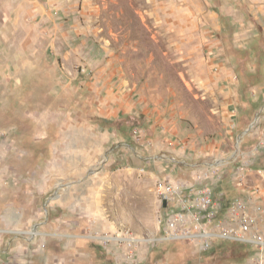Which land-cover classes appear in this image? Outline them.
Masks as SVG:
<instances>
[{"label":"rangeland","instance_id":"1","mask_svg":"<svg viewBox=\"0 0 264 264\" xmlns=\"http://www.w3.org/2000/svg\"><path fill=\"white\" fill-rule=\"evenodd\" d=\"M17 1L36 6L32 17L0 23V220L13 203L51 223L58 211L63 226L32 230L34 240L13 251L21 257L0 264H256L251 244L218 240L204 250L166 236L155 183L213 164L222 170L219 217L237 197L264 198V0ZM113 86L129 92L128 120L153 145L137 144L133 128L143 161L112 142L86 144L81 160L94 151L95 167L81 168L79 198L50 210L52 191L38 195L32 182L39 165L80 137L73 129L116 109L104 102Z\"/></svg>","mask_w":264,"mask_h":264},{"label":"crops","instance_id":"2","mask_svg":"<svg viewBox=\"0 0 264 264\" xmlns=\"http://www.w3.org/2000/svg\"><path fill=\"white\" fill-rule=\"evenodd\" d=\"M33 6H36L35 3ZM33 6H28L31 10H26L25 8L27 7H25L23 2L19 3L17 0H0V23H4L8 19L17 20L22 16L24 11H26L29 17H32V15H35V8H33ZM114 87L115 86H113V90L111 91V96L106 97L104 102L116 104V109H104V111L100 114L101 123L94 125L89 124L83 128L78 127L77 129H73L75 132L80 133V137L77 136V138L67 139L65 142L63 141L60 145H57L55 159L46 160L43 164L39 165L42 171L40 170L41 173L39 176L33 177L34 180L32 182L36 183L38 187V195L48 194L52 191V194L48 196L46 201V205L50 210L54 208L58 210L62 209L65 205H67L65 202L69 200L68 196H76L79 198L80 183L87 177H85L87 172L81 173V168L83 166L86 167L87 165L95 167L94 151H88L85 160H81V158H84V156L81 157V151H83V147L86 144L90 147L92 143L96 144L97 141L102 142L101 144H108L112 142L115 146L120 147L119 150L122 152H117L121 156H124L126 152L131 155L138 156L141 158L140 161H143L141 151L132 140L133 127L131 122L128 120L129 116L132 115L130 112L136 114L135 104L132 103L129 97H125L126 95H129V92L121 95V91L119 90L120 87L116 90ZM112 99L115 101H112ZM84 139H88L87 143L84 142ZM155 142L158 147L165 144L164 140H161L158 137H156ZM63 152H66V154L64 155ZM146 157L151 158L149 155ZM153 157L157 158L158 154H152V158ZM87 159H91L94 162L91 161V163H89ZM182 161L187 163L186 160ZM153 162L160 163L161 161L153 159ZM157 168L160 173L163 171L160 166ZM65 185L67 186L66 188H64ZM64 195H67L66 198L68 199H65ZM261 200L263 202L264 198L260 197V199L257 200L254 196L252 197L251 202L253 205H256ZM7 207L8 209L5 212V218L0 220L2 222L6 221V228L0 224V245L4 243L5 235H9L7 236L8 240L6 242V245L9 246H7L4 250H2L0 246V263H7L12 257L14 259L21 257V254H14L13 251L16 249V245L22 244L23 240H34L30 237L32 230L37 234H49L50 231L48 232L47 230H49V228L53 229L52 225L54 224V233L58 234L61 226H63L62 222L60 224L62 219H60L57 214L58 211L55 212V219L51 223L48 222V219L45 221L40 220L41 216L39 215H41V212L39 209H37L35 213H29L28 211L26 212L25 207L17 204L9 203ZM72 208L73 211H77V207H74V204L72 205ZM27 224H29L28 228ZM263 228L264 221L262 223V229ZM11 244L15 245L11 246Z\"/></svg>","mask_w":264,"mask_h":264},{"label":"built area","instance_id":"3","mask_svg":"<svg viewBox=\"0 0 264 264\" xmlns=\"http://www.w3.org/2000/svg\"><path fill=\"white\" fill-rule=\"evenodd\" d=\"M133 136L141 146L153 145V141L139 127L133 128ZM221 177V167L213 164L194 171L188 179L171 175L159 177L155 191L162 204L167 201L164 207L166 213L160 220L161 229L172 239L194 242L204 250L211 249L218 240L254 245L258 249L256 264H264L260 255L264 251V204L253 205L252 197L248 200L237 197L225 210L224 216L219 217L217 205L223 196L216 192L214 184ZM245 179L244 168L237 169L233 176L236 186L244 184ZM258 193V187L252 190V195L258 196Z\"/></svg>","mask_w":264,"mask_h":264},{"label":"trees","instance_id":"4","mask_svg":"<svg viewBox=\"0 0 264 264\" xmlns=\"http://www.w3.org/2000/svg\"><path fill=\"white\" fill-rule=\"evenodd\" d=\"M221 241V242H220ZM219 242V244H222V243H229L230 241H228V240H220Z\"/></svg>","mask_w":264,"mask_h":264},{"label":"water","instance_id":"5","mask_svg":"<svg viewBox=\"0 0 264 264\" xmlns=\"http://www.w3.org/2000/svg\"><path fill=\"white\" fill-rule=\"evenodd\" d=\"M163 206H167V201L166 200H164Z\"/></svg>","mask_w":264,"mask_h":264}]
</instances>
